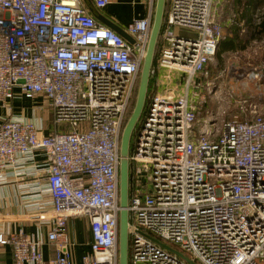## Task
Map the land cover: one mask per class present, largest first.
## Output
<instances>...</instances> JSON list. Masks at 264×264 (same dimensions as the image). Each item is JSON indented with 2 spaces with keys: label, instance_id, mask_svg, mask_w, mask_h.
<instances>
[{
  "label": "built area",
  "instance_id": "obj_1",
  "mask_svg": "<svg viewBox=\"0 0 264 264\" xmlns=\"http://www.w3.org/2000/svg\"><path fill=\"white\" fill-rule=\"evenodd\" d=\"M91 1L100 12L113 2ZM138 1L146 14L124 30L131 45L83 0H0V185L42 153L39 192L53 207L41 217L45 237L0 231L15 264H79L74 218L90 225L81 264H119L121 139L156 5ZM232 1L170 0L131 153L130 264H264L263 100L219 129L202 119L212 86L203 79L238 21ZM251 80L264 83V62ZM40 97L53 114L49 134L13 114L17 99Z\"/></svg>",
  "mask_w": 264,
  "mask_h": 264
},
{
  "label": "crops",
  "instance_id": "obj_2",
  "mask_svg": "<svg viewBox=\"0 0 264 264\" xmlns=\"http://www.w3.org/2000/svg\"><path fill=\"white\" fill-rule=\"evenodd\" d=\"M101 13L125 30L134 19L145 16L146 8L138 0H113L112 4ZM221 48L223 49V45ZM13 114L33 121L45 134L55 129L52 111L41 97L35 100L17 99L13 105ZM45 160L46 156L42 153L37 154L32 160L28 158L25 162H21L16 173L9 174L11 177L0 185V231L5 234L23 228L28 234L44 237L47 235L48 223L41 217L51 213L53 207L51 200L39 192L40 183L43 181L40 176L45 168L43 165ZM43 200L45 204L49 202L48 205L39 207ZM68 232L74 244L75 260L81 264L83 258L91 251L88 219L69 220ZM44 255L46 260L55 258L56 248L46 245ZM0 264H15L11 247L0 246Z\"/></svg>",
  "mask_w": 264,
  "mask_h": 264
},
{
  "label": "rangeland",
  "instance_id": "obj_3",
  "mask_svg": "<svg viewBox=\"0 0 264 264\" xmlns=\"http://www.w3.org/2000/svg\"><path fill=\"white\" fill-rule=\"evenodd\" d=\"M256 1L259 3V9L255 11L254 19H260L262 22L264 0ZM219 7L222 8L221 5ZM238 24L240 23L236 21L234 27L245 30L242 26L238 27ZM263 62L264 37L250 38L246 49L239 48L229 52L221 49L209 66V77L203 79L212 86L207 95L202 119H212L219 129L226 122L240 120L248 115L246 111L251 105L259 104L260 96L263 100L260 102L264 104V83L251 80V75L259 71Z\"/></svg>",
  "mask_w": 264,
  "mask_h": 264
},
{
  "label": "water",
  "instance_id": "obj_4",
  "mask_svg": "<svg viewBox=\"0 0 264 264\" xmlns=\"http://www.w3.org/2000/svg\"><path fill=\"white\" fill-rule=\"evenodd\" d=\"M83 3L91 15L101 24L112 29L123 37L131 45L136 42L114 21L105 17L97 10L91 0H83ZM168 0H156L153 26L149 45L141 70L139 88L134 110L129 118L121 139V159H120V225H119V264H130V213L129 205L131 198V153L133 149V137L140 122L144 117L149 100L150 86L153 79V71L157 61V51L160 39L163 34L164 24L167 16Z\"/></svg>",
  "mask_w": 264,
  "mask_h": 264
},
{
  "label": "trees",
  "instance_id": "obj_5",
  "mask_svg": "<svg viewBox=\"0 0 264 264\" xmlns=\"http://www.w3.org/2000/svg\"><path fill=\"white\" fill-rule=\"evenodd\" d=\"M169 3L170 0H168L167 3V12L169 10ZM258 2L256 0H233L232 1V6L230 8L229 13L232 14L233 12L237 14V20L239 23H243L242 27H244L245 31L241 30V28H237V27H232L231 28V34H232V38L228 39L229 42H227V40L222 44L223 45V51H234V50H238L239 48L241 49H246L248 46V41L254 38H263L264 37V18L262 20V22L260 24H256L255 20H254V13L255 11L258 9ZM240 24H238V27ZM247 40V41H245ZM238 44V46H236ZM163 47V40L162 37L160 39L159 42V46H158V51H157V60L161 54V50ZM222 47V46H221ZM222 49V48H221ZM157 63V61H156ZM139 87V84H138ZM138 87L136 89V93L134 96V100L131 103L130 107H129V111L127 114V119H126V124L129 120V118L132 115V112L134 110L135 107V103H136V99H137V93H138ZM155 87H154V81L152 80L151 82V86H150V92H149V100H148V104H147V108L146 111L144 113V116L147 112L148 109V105L150 102V99L152 98ZM144 118V117H143ZM134 140H135V135L133 137V144H134Z\"/></svg>",
  "mask_w": 264,
  "mask_h": 264
}]
</instances>
